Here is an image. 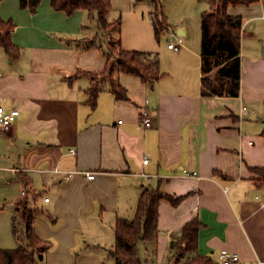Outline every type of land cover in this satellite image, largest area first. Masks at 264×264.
Returning <instances> with one entry per match:
<instances>
[{
	"label": "crops",
	"instance_id": "1",
	"mask_svg": "<svg viewBox=\"0 0 264 264\" xmlns=\"http://www.w3.org/2000/svg\"><path fill=\"white\" fill-rule=\"evenodd\" d=\"M51 1L36 12L20 0L0 3L18 47L9 54L0 46V104L20 110L0 128V248L26 245L30 209L36 234L50 242L40 264H115L117 219L132 220L144 190L160 187L181 200L160 201L156 242L139 243L142 264H176L174 241L195 218L203 224L198 254L219 262L228 250L239 255L236 264H264V181L254 170L264 168V0L228 7L243 19L238 97L202 95V14L216 0H191L192 11L177 20L163 8L179 51L168 43L161 50L152 26L133 41L121 30L122 48L159 55L163 76L151 86L119 73L127 99L100 77L95 108L88 91L109 43L97 18L58 11Z\"/></svg>",
	"mask_w": 264,
	"mask_h": 264
},
{
	"label": "trees",
	"instance_id": "2",
	"mask_svg": "<svg viewBox=\"0 0 264 264\" xmlns=\"http://www.w3.org/2000/svg\"><path fill=\"white\" fill-rule=\"evenodd\" d=\"M2 0H0L1 3ZM258 0H221L217 7L202 14V95L238 97L241 87V35L243 19L228 13L230 5L251 4ZM42 0H20L21 8L36 12ZM155 17L154 30L158 39L166 31L168 24L163 14L162 0H152ZM51 4L58 11L72 14L78 9L88 12L91 19L97 18L99 28L109 31L117 28L118 39L109 43L106 54L107 63L104 71L92 74L93 82L88 91V103L92 108L97 104L101 91L98 78H108L112 92L118 99H127V91L119 84L116 75L127 73L138 76L142 81L153 86L163 74L160 72L159 55L126 50L121 46V17L109 21L112 10L111 0H52ZM154 14V13H153ZM13 21H4L0 16V46L7 53H15L18 47L12 41ZM89 41V40H87ZM94 44H88V47ZM260 180L264 181V168L254 169ZM163 199L177 204L181 199H174L160 187H148L142 193L136 215L132 220L118 218L115 234L116 242L109 251L115 264H142L139 243L155 244L158 234L159 204ZM35 212L25 211V246L16 249L0 248V264H40L49 249L50 242L38 237L34 229ZM203 224L198 219L188 222L172 246L176 264H220L209 255H200L198 235ZM13 234L20 238V229L14 217Z\"/></svg>",
	"mask_w": 264,
	"mask_h": 264
},
{
	"label": "rangeland",
	"instance_id": "3",
	"mask_svg": "<svg viewBox=\"0 0 264 264\" xmlns=\"http://www.w3.org/2000/svg\"><path fill=\"white\" fill-rule=\"evenodd\" d=\"M111 2L112 10L110 14L115 19L121 17V30L123 34L126 35L127 40L132 37L133 41L139 33L144 35L146 31L149 32L151 26L152 29H154V20H156V17L154 10L155 6L152 0H111ZM179 2L180 0H162L165 15H170L173 20H177L183 12L189 13L192 11L193 5L191 0H187L186 5L184 2V10H182L183 8L181 9V3ZM220 2L221 0H216L214 7H217ZM100 31L106 43H111L114 39H118L117 28H112L109 31L100 29ZM154 35L156 37V45L160 47L161 50L167 49V43L169 41L167 31L161 33L160 39L157 38L155 32Z\"/></svg>",
	"mask_w": 264,
	"mask_h": 264
},
{
	"label": "built area",
	"instance_id": "4",
	"mask_svg": "<svg viewBox=\"0 0 264 264\" xmlns=\"http://www.w3.org/2000/svg\"><path fill=\"white\" fill-rule=\"evenodd\" d=\"M168 48L174 51H179L181 48L180 37L178 34H173L170 36L168 41ZM20 115V110L18 108H13L6 110L5 107L0 104V128L8 129L11 127L17 120ZM142 125L146 128L152 126L149 113L147 111L143 112ZM73 154H76V151H72ZM144 163H148V159L144 160ZM71 175V174H70ZM87 179L91 180L95 178L94 173H86ZM49 199H46L48 201ZM240 260V257L237 253L230 252L228 250H222L219 254L220 264H236Z\"/></svg>",
	"mask_w": 264,
	"mask_h": 264
},
{
	"label": "water",
	"instance_id": "5",
	"mask_svg": "<svg viewBox=\"0 0 264 264\" xmlns=\"http://www.w3.org/2000/svg\"><path fill=\"white\" fill-rule=\"evenodd\" d=\"M180 34H182V32H180Z\"/></svg>",
	"mask_w": 264,
	"mask_h": 264
}]
</instances>
